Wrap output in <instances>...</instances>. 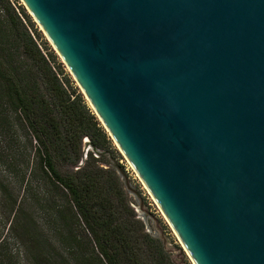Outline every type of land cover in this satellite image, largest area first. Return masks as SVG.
I'll return each instance as SVG.
<instances>
[{
	"label": "water",
	"instance_id": "1",
	"mask_svg": "<svg viewBox=\"0 0 264 264\" xmlns=\"http://www.w3.org/2000/svg\"><path fill=\"white\" fill-rule=\"evenodd\" d=\"M193 264H264V0H22Z\"/></svg>",
	"mask_w": 264,
	"mask_h": 264
},
{
	"label": "trees",
	"instance_id": "2",
	"mask_svg": "<svg viewBox=\"0 0 264 264\" xmlns=\"http://www.w3.org/2000/svg\"><path fill=\"white\" fill-rule=\"evenodd\" d=\"M42 43L26 11L0 0V115L31 134L26 172L2 189L11 228L21 229L37 264H178L132 206L109 134Z\"/></svg>",
	"mask_w": 264,
	"mask_h": 264
},
{
	"label": "rangeland",
	"instance_id": "3",
	"mask_svg": "<svg viewBox=\"0 0 264 264\" xmlns=\"http://www.w3.org/2000/svg\"><path fill=\"white\" fill-rule=\"evenodd\" d=\"M12 1L26 11L35 29L42 35L44 43L42 45H46L44 49L49 50H44V52L46 54H53L56 65L55 63H52V65L56 67V71L59 74H62L60 77L69 78L72 87L82 93L78 83L70 74L68 67L54 50L46 35L40 30L34 18L29 14L22 0ZM29 75L33 78L32 71H30ZM30 136L31 134L28 129L22 125L14 124L12 119L0 115V264H37L35 254L30 245L25 243L26 241L24 239H21V229L18 228L17 224H13L11 228V222L13 220V215L10 212L11 200L7 199V196H4L2 191L3 186L15 187V184L22 179V176L26 172L29 160L28 156L30 154V147L28 145ZM87 142V139L83 140V151L85 154L91 149L86 144ZM113 146H115L118 152L116 156L119 164L125 168V188L133 203L132 206L135 207L139 217L144 220L147 229L164 241L167 250L172 253L178 264H193L138 175L114 142ZM36 195L37 187H33V191L25 199L32 203ZM22 198L23 193L18 191V189L13 192V200H18V205ZM38 214L41 216L40 213Z\"/></svg>",
	"mask_w": 264,
	"mask_h": 264
}]
</instances>
